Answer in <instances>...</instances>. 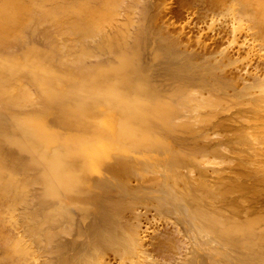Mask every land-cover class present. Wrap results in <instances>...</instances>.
<instances>
[{"label": "bare ground", "instance_id": "obj_1", "mask_svg": "<svg viewBox=\"0 0 264 264\" xmlns=\"http://www.w3.org/2000/svg\"><path fill=\"white\" fill-rule=\"evenodd\" d=\"M0 264H264V0H0Z\"/></svg>", "mask_w": 264, "mask_h": 264}, {"label": "rangeland", "instance_id": "obj_2", "mask_svg": "<svg viewBox=\"0 0 264 264\" xmlns=\"http://www.w3.org/2000/svg\"><path fill=\"white\" fill-rule=\"evenodd\" d=\"M98 161H100V160H98ZM102 161V160H101ZM101 161L99 162V164H101ZM103 165V164H102Z\"/></svg>", "mask_w": 264, "mask_h": 264}]
</instances>
